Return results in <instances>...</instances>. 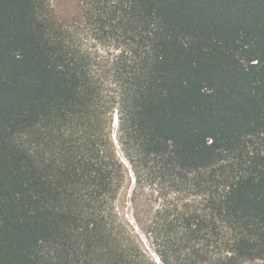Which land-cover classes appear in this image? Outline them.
<instances>
[{
  "label": "trees",
  "instance_id": "1",
  "mask_svg": "<svg viewBox=\"0 0 264 264\" xmlns=\"http://www.w3.org/2000/svg\"><path fill=\"white\" fill-rule=\"evenodd\" d=\"M83 4L0 0V264H264V0Z\"/></svg>",
  "mask_w": 264,
  "mask_h": 264
},
{
  "label": "rangeland",
  "instance_id": "2",
  "mask_svg": "<svg viewBox=\"0 0 264 264\" xmlns=\"http://www.w3.org/2000/svg\"><path fill=\"white\" fill-rule=\"evenodd\" d=\"M50 6L56 15V17L68 25L77 26L82 35L91 36V33L85 28L83 24V9H84V0H49ZM131 191L130 188L129 194H122L119 199V211L121 216L128 221L134 228L135 234L140 240L142 246L153 256H156L152 247L150 245L148 236L140 223V220L137 219V210L134 208V204L131 200ZM145 210L144 213L149 211V208L146 205H143Z\"/></svg>",
  "mask_w": 264,
  "mask_h": 264
}]
</instances>
